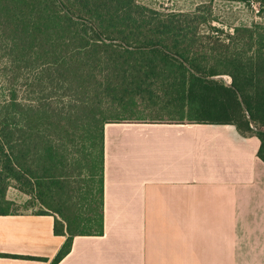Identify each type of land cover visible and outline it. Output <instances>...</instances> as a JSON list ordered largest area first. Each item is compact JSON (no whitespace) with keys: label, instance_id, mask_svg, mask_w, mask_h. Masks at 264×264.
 Listing matches in <instances>:
<instances>
[{"label":"trees","instance_id":"trees-1","mask_svg":"<svg viewBox=\"0 0 264 264\" xmlns=\"http://www.w3.org/2000/svg\"><path fill=\"white\" fill-rule=\"evenodd\" d=\"M213 1L0 0V215L12 182L40 199L66 237L53 264L104 235L106 124L233 125L264 162V25L226 33Z\"/></svg>","mask_w":264,"mask_h":264},{"label":"crops","instance_id":"crops-1","mask_svg":"<svg viewBox=\"0 0 264 264\" xmlns=\"http://www.w3.org/2000/svg\"><path fill=\"white\" fill-rule=\"evenodd\" d=\"M260 146L233 125L106 124L104 235L76 237L59 264H264ZM54 225L0 215V264H53Z\"/></svg>","mask_w":264,"mask_h":264},{"label":"rangeland","instance_id":"rangeland-1","mask_svg":"<svg viewBox=\"0 0 264 264\" xmlns=\"http://www.w3.org/2000/svg\"><path fill=\"white\" fill-rule=\"evenodd\" d=\"M140 4L149 8L158 10L162 13L171 12H192L196 8L203 4H209L212 0H138ZM252 2L256 1H241V2H229V1H213L214 26L224 30L226 33H232L235 27H252L253 25H264V9H257L252 5ZM226 82L229 83L228 77H223ZM35 103V102H33ZM145 117L146 119H164L169 120L166 117ZM18 184L12 182L8 190V199L13 203L11 212L13 213H36L49 210L40 199H36L33 196H28L19 190Z\"/></svg>","mask_w":264,"mask_h":264},{"label":"built area","instance_id":"built-area-1","mask_svg":"<svg viewBox=\"0 0 264 264\" xmlns=\"http://www.w3.org/2000/svg\"><path fill=\"white\" fill-rule=\"evenodd\" d=\"M252 5L257 9V11H260L261 5L259 3L252 2ZM229 83H231V79L229 78Z\"/></svg>","mask_w":264,"mask_h":264}]
</instances>
